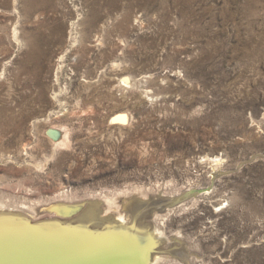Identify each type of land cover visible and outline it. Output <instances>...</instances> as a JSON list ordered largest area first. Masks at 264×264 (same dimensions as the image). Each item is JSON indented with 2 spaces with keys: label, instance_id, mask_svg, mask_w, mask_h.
Wrapping results in <instances>:
<instances>
[{
  "label": "rangeland",
  "instance_id": "obj_1",
  "mask_svg": "<svg viewBox=\"0 0 264 264\" xmlns=\"http://www.w3.org/2000/svg\"><path fill=\"white\" fill-rule=\"evenodd\" d=\"M49 1L0 0V206L199 190L151 218L157 264H264V0Z\"/></svg>",
  "mask_w": 264,
  "mask_h": 264
},
{
  "label": "bare ground",
  "instance_id": "obj_2",
  "mask_svg": "<svg viewBox=\"0 0 264 264\" xmlns=\"http://www.w3.org/2000/svg\"><path fill=\"white\" fill-rule=\"evenodd\" d=\"M63 26L57 24L55 32L63 31ZM48 39L33 42L34 48L27 52L28 66L34 59L41 66L48 52L39 51V46ZM130 84L132 79H120L122 87ZM44 95L45 91L39 99L44 101ZM58 96L59 93H55V99ZM115 119L123 121L124 117L118 115ZM213 163L216 173L223 159L217 157ZM179 197L169 198L165 208L156 209H148L149 205L142 201L145 208L137 209L135 201L132 203L135 209L127 212L128 216L119 209L113 211L116 201L112 198L92 199L87 204L60 202L51 208L60 218L49 217L36 222L23 213L0 206V264H157L165 259L157 252L164 240L161 229L151 218H165L174 207L184 204V201L172 204ZM196 197L199 194L192 198ZM157 210L163 214H156Z\"/></svg>",
  "mask_w": 264,
  "mask_h": 264
},
{
  "label": "water",
  "instance_id": "obj_3",
  "mask_svg": "<svg viewBox=\"0 0 264 264\" xmlns=\"http://www.w3.org/2000/svg\"><path fill=\"white\" fill-rule=\"evenodd\" d=\"M263 157H264V155H255L250 160H248L246 162H243L240 165V167L243 166L244 164L254 162V161H256V160H258L260 158H263ZM223 174H225V173H223ZM199 192H201V191H199V190H191L189 192H185L181 197H179V199H176L172 204H179L182 201H187V200L191 199L192 197L196 196L197 194H200ZM162 206H163V208H165V205H162Z\"/></svg>",
  "mask_w": 264,
  "mask_h": 264
}]
</instances>
